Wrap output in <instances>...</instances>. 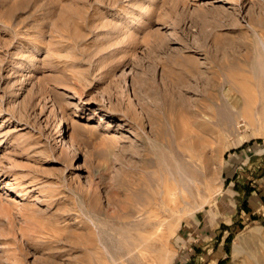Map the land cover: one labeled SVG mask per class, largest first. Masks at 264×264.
Wrapping results in <instances>:
<instances>
[{"label": "rangeland", "instance_id": "1", "mask_svg": "<svg viewBox=\"0 0 264 264\" xmlns=\"http://www.w3.org/2000/svg\"><path fill=\"white\" fill-rule=\"evenodd\" d=\"M151 1L0 0V264H231L247 232L263 233L264 78H187L245 40L237 29L264 17L258 0ZM132 17L127 45L114 30ZM167 94L180 119L225 104L197 116L178 152L197 185L188 205L165 195L164 152L144 153L157 142L147 113L163 114ZM160 131L172 141L168 123ZM157 202L163 237L144 233L142 256L125 253L153 229ZM87 227L97 251L84 249Z\"/></svg>", "mask_w": 264, "mask_h": 264}, {"label": "bare ground", "instance_id": "2", "mask_svg": "<svg viewBox=\"0 0 264 264\" xmlns=\"http://www.w3.org/2000/svg\"><path fill=\"white\" fill-rule=\"evenodd\" d=\"M152 1H151V3H152ZM149 4H150V2H149ZM256 5L259 8V13L264 15V1L258 0V2H256ZM140 8H143V7H140ZM133 17L130 18L129 20L123 22V26L122 25L119 27L117 26L116 30H114L117 32H121V31H123V29H125L126 32H124V34H125L124 36H125L126 41L130 37L129 36L130 34L128 35V33H127V31L130 32V27H131L130 23L135 21L133 19ZM249 20L250 21H249L248 27L250 28L251 31L246 27L245 28L240 27L239 29H237V32H243L245 34V40L244 41L232 42V44H229L226 46L222 45V46L217 47V48L213 47L214 48L213 53H212L213 56H211V55L210 56H211V59H212V57H215L216 60L215 59L211 60L209 58L210 59V60H208L209 61L208 62L209 68H208V66H207V68L200 66V68H199L200 70H198L197 72H194L192 75L190 74L188 76L187 75H185V76H187V78L189 80H194V81L202 82V83L204 81L209 80V79L213 82L215 81V83L217 82V83H221V84H223V82L227 83L229 81H234V82L243 81V82H250V83L252 82V84L255 83L256 81L260 80V79H262V81H263L264 75L262 73H261L262 75H260L259 73L262 71L264 72V17L259 15L257 18H250ZM232 32H234V31H232ZM116 35H117V33H116ZM127 45H128V41H127ZM210 52H212V51H210ZM203 53L209 54V52H207V49ZM206 58L208 59V55L206 56ZM257 66H259L261 68L260 72L258 71L259 73L255 72L256 71L255 67H257ZM32 67L35 68V65H33ZM260 85H262V84H260ZM224 90H225V88H223V91ZM211 95L213 97L215 96V94H211ZM165 99L166 100H165V103L163 106V112H162L163 114L160 113V116L155 117L154 115H152L151 113L148 112L147 116L150 119L155 118V120H157V126H156V130H155L154 138L156 139L157 142L160 141L161 144H163L167 148V150L163 151L162 149H160L161 145L156 144L157 142H155V144L145 142L144 143V153L145 154L150 153L151 155L157 156L159 153L164 152V154L166 155L167 159L165 162L161 163L156 158L155 159H156V163L158 164V166L161 169L166 170L168 175L170 176V178L172 180L170 185H168L167 183L164 184V188L166 191L165 195H167L168 197L170 196L171 200L177 201L176 205H178L180 202H183V203L189 202L191 200V198L193 197L191 188L197 187L196 181H194V178H191L190 176L187 175L185 178V179H187L186 181L184 179H182L181 176H183V175L180 174V166H179L180 161H179V153L178 152L181 153V151H183L184 149H191L193 147L192 145L194 144V140L196 137V134H194V132H195V128H196L197 116L201 115L202 112H206L207 108L211 109L210 114H215L214 112L217 109L219 110V111L217 110V112H221V110H223V108L225 107V104L223 103V101L216 102V100H217V97H216L215 98L216 100L214 103V105L216 106L215 110L213 109L212 104H209V103L203 104L202 106H200V109H198L199 114L197 111L192 113L193 115H191V116L188 114L187 115L183 114L182 118L180 119L178 113L176 114V111H174L172 109V106L174 103L173 98H171V96L170 95L168 96V94H167V98H165ZM225 110H226V108H225ZM223 117H220L219 119H217L219 125L224 124V118ZM99 120L103 121V118L100 116ZM121 121L123 122V120H121ZM163 123H168L170 125V129L172 132V134H171L172 141H170L168 138H165V139H167V142L164 141L166 143L163 142V140H164L162 138L163 132L160 131L162 129ZM123 125H127V124L124 123ZM199 125L201 127L206 128L207 123H200ZM119 126H121V124H119ZM59 129H60V125H59ZM72 146L73 145H71L70 149L74 148ZM203 152H204V150H203ZM205 154H204V161L206 163V168L209 169V166L211 163V158L209 156L206 157ZM187 155L189 158H185V159H187L189 162H195V157H193L191 154H187ZM187 155H185V156H187ZM180 156H181V154H180ZM155 159H154V162H155ZM162 172H164V171H162ZM207 184L208 183H206V186H207ZM160 202H161V200H160ZM160 202L155 203V207L153 209V211H154L153 218L155 219L154 220L155 222H153L154 223L153 229H151V231H144L146 229L144 227H142L143 232L141 231L140 233H138L136 235V239L133 241L132 246L130 248L126 249L125 253H129V252L137 249V254L142 256L143 250H144V248H143L144 246L142 247V245H143L142 243L144 241V237H146L144 233L149 234V232H150V235H153L157 238L163 237L164 234L161 232V228H160L161 226H160V223L158 220L159 219L158 218L159 217L158 212L162 208L161 205L163 204L162 203L160 205ZM187 205H188V203H187ZM103 215L105 217L109 216L106 212H104ZM141 216H143L142 213L139 214L138 217H141ZM107 217L104 218V220L108 219ZM129 217L131 218L132 215ZM121 220L122 219H120V221ZM138 220H139V218H138ZM118 222H119V220H118ZM118 222L116 224L119 226ZM142 222L144 223V221H142ZM138 223H140V222H138ZM138 223H137V226L139 225ZM146 224L147 223H145V225ZM123 225H124V227L123 226L122 227L125 228L126 227L125 225H128V224L124 223ZM135 225H136V223L134 224V226ZM140 226H139V228H141ZM147 229H148V227H147ZM87 230L89 231V234H90L89 245L84 244L83 245L84 249L85 250L86 249L87 250L92 249L94 251H97L98 246H97L96 241H97L98 233L96 232V228L92 229L91 227H87ZM136 230H138V229H136ZM119 238H122L123 240H128L130 237L128 234L122 232V233H120ZM237 244L238 243H236L235 246L233 247V260H232L231 264H264V231L262 233L259 229H256V230H252L250 232H247L245 238L240 240V244H238V245Z\"/></svg>", "mask_w": 264, "mask_h": 264}]
</instances>
